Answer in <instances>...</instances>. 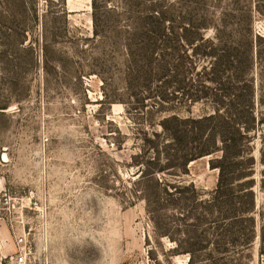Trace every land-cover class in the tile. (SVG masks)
Returning a JSON list of instances; mask_svg holds the SVG:
<instances>
[{"label":"rangeland","instance_id":"obj_1","mask_svg":"<svg viewBox=\"0 0 264 264\" xmlns=\"http://www.w3.org/2000/svg\"><path fill=\"white\" fill-rule=\"evenodd\" d=\"M209 1L211 11H222ZM254 3L242 0L238 7L255 10ZM27 7L60 28L47 64L40 24ZM56 12H65L68 23L52 16ZM263 14L254 11L252 20L262 37ZM108 17V39H94L92 0H0V264H15L25 248L31 250L25 264L188 263L187 255H171L175 243L155 234L145 201L132 197L138 169L166 139L158 125L162 116L152 122L149 106L123 88L121 40L116 17ZM262 64L261 76L257 67L254 71L259 118H264L258 103L260 95L264 100ZM262 127L251 134L255 237L249 248L230 250L236 264H264ZM163 176L193 183L208 196L218 172L207 157L191 162L187 174Z\"/></svg>","mask_w":264,"mask_h":264},{"label":"trees","instance_id":"obj_2","mask_svg":"<svg viewBox=\"0 0 264 264\" xmlns=\"http://www.w3.org/2000/svg\"><path fill=\"white\" fill-rule=\"evenodd\" d=\"M172 1L120 0L105 7L92 0L94 39H108V16L116 17L127 95L149 106L152 122L162 116L158 125L166 141L154 145L138 169L132 197L145 201L155 234L175 243L171 255H187V264H236L228 253L249 248L256 227L251 134L264 124L257 115L254 77L255 68L259 76L263 68L264 37L253 31L252 20L254 11L263 14L262 0H256L255 10L248 0L244 7H238L242 0H214V10L223 8L218 13L209 0ZM26 9H33L40 24L47 64L60 28L50 26L36 7ZM65 15L52 16L68 23ZM258 103L264 105L261 95ZM207 157L218 172L208 196L193 183L163 176L187 174L191 162Z\"/></svg>","mask_w":264,"mask_h":264},{"label":"built area","instance_id":"obj_3","mask_svg":"<svg viewBox=\"0 0 264 264\" xmlns=\"http://www.w3.org/2000/svg\"><path fill=\"white\" fill-rule=\"evenodd\" d=\"M31 254V250L30 249H24L23 252L17 256L14 260L15 264H25L26 263V258L27 255Z\"/></svg>","mask_w":264,"mask_h":264}]
</instances>
